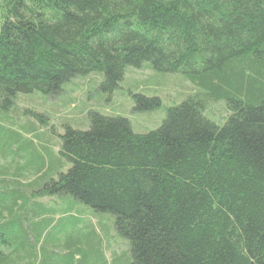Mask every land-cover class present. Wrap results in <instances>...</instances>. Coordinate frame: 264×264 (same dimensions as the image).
Wrapping results in <instances>:
<instances>
[{
	"label": "trees",
	"instance_id": "obj_1",
	"mask_svg": "<svg viewBox=\"0 0 264 264\" xmlns=\"http://www.w3.org/2000/svg\"><path fill=\"white\" fill-rule=\"evenodd\" d=\"M130 68L180 73L193 86L145 134L97 111L76 121L80 129L67 126L60 169L71 167L57 178L46 180L40 156L27 168L8 147L0 264H39L41 255L55 264L45 253L58 211L40 200L56 195L115 218L109 234L129 251L113 264H264V0H0V123L12 132L25 125L23 112L6 116L20 96L57 100L100 74L111 95ZM136 101L138 111L161 106ZM91 233L69 241L67 258L108 264Z\"/></svg>",
	"mask_w": 264,
	"mask_h": 264
},
{
	"label": "rangeland",
	"instance_id": "obj_2",
	"mask_svg": "<svg viewBox=\"0 0 264 264\" xmlns=\"http://www.w3.org/2000/svg\"><path fill=\"white\" fill-rule=\"evenodd\" d=\"M103 81V74L91 75L78 81L77 89L65 86L63 94L57 100H51L50 97L41 94H36L34 97L20 96L16 101V111L6 116L16 122L19 111L20 114L23 112L25 116H22L21 122L25 125L19 123L18 127L21 129L12 132L8 126L0 123L3 126L0 129V169L3 170L5 164L9 162L11 164L12 160H5L3 157L10 153L7 148L12 147L14 154L16 152L20 154V157H16L17 163L20 162L27 168L35 167L40 156L48 171L46 180L57 178L59 171L66 172L71 167V164H68L65 169H60V163L64 164L65 159L59 154V143L67 126L80 129L78 125L76 126V121H88L89 113L97 111L110 117H123L129 120L135 133L145 134L157 130L167 118L168 111L183 102L189 96L187 91L193 86L180 73L159 74L147 68L140 71L128 69L124 81L111 95L102 89ZM137 96L157 97L161 101V106L154 111H138ZM35 114L40 116V121L35 118ZM68 118L72 119L74 125L72 122L63 124ZM26 122L34 123L39 130L36 128L33 131ZM43 183V181L39 182L36 188H41ZM40 201L58 211L55 217L56 225L47 233L46 243L49 249H47L48 253H45L55 264H66L67 261L81 264L84 258L80 255H75L74 260L71 257L67 258L66 246L75 237L89 238L92 231L97 235L96 238L102 239L99 249L104 252L108 264H113L114 253H117L122 261H126L129 242L116 231L109 234L113 229L112 222L115 221L112 215L95 212L70 196L56 195ZM75 222L79 224L77 228ZM82 244H85V255L94 258L93 246L86 241ZM40 258L43 259L42 255ZM42 259L39 264L44 263Z\"/></svg>",
	"mask_w": 264,
	"mask_h": 264
}]
</instances>
